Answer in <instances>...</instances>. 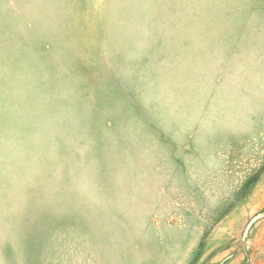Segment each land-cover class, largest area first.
<instances>
[{
  "label": "rangeland",
  "instance_id": "obj_1",
  "mask_svg": "<svg viewBox=\"0 0 264 264\" xmlns=\"http://www.w3.org/2000/svg\"><path fill=\"white\" fill-rule=\"evenodd\" d=\"M264 0H0V264H264Z\"/></svg>",
  "mask_w": 264,
  "mask_h": 264
},
{
  "label": "water",
  "instance_id": "obj_2",
  "mask_svg": "<svg viewBox=\"0 0 264 264\" xmlns=\"http://www.w3.org/2000/svg\"><path fill=\"white\" fill-rule=\"evenodd\" d=\"M262 216H264V213H258V214H256V215L252 216V217L250 218V220L248 221V223H247V225H246V227H245V229H244V232L246 233V232L248 231V229L250 228L251 224H252L254 221H256L258 218L262 217Z\"/></svg>",
  "mask_w": 264,
  "mask_h": 264
},
{
  "label": "trees",
  "instance_id": "obj_3",
  "mask_svg": "<svg viewBox=\"0 0 264 264\" xmlns=\"http://www.w3.org/2000/svg\"><path fill=\"white\" fill-rule=\"evenodd\" d=\"M241 264H248V262L247 261H243Z\"/></svg>",
  "mask_w": 264,
  "mask_h": 264
}]
</instances>
